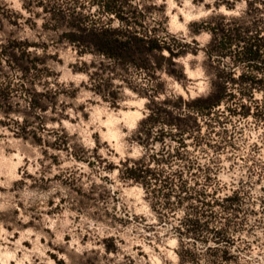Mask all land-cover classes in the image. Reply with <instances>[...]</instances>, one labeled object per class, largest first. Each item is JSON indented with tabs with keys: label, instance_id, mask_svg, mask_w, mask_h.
Here are the masks:
<instances>
[{
	"label": "rangeland",
	"instance_id": "rangeland-1",
	"mask_svg": "<svg viewBox=\"0 0 264 264\" xmlns=\"http://www.w3.org/2000/svg\"><path fill=\"white\" fill-rule=\"evenodd\" d=\"M30 1L0 0V264H264V81L181 120L217 68L264 78L239 40L205 64L246 0ZM73 23L173 52L134 41L114 59Z\"/></svg>",
	"mask_w": 264,
	"mask_h": 264
},
{
	"label": "trees",
	"instance_id": "trees-1",
	"mask_svg": "<svg viewBox=\"0 0 264 264\" xmlns=\"http://www.w3.org/2000/svg\"><path fill=\"white\" fill-rule=\"evenodd\" d=\"M105 4L111 14L123 21L126 20L113 1H108ZM259 10H261V8L257 0H246L244 12L240 17L234 19L236 22L235 25L227 29L220 25L211 27L213 36L207 48V58L205 60L207 67H211L214 62L212 60L214 52H223V49L237 40L244 42L243 51L240 52L239 58L245 60H256L261 58L262 52L264 54V33L260 30L258 34L253 37L248 34L249 29L257 23L256 13ZM72 26L73 31H70L69 35L74 41L82 42L92 48L94 47L98 52L107 54L114 59L128 56L127 54L132 50L131 48L134 41L140 44L147 56H149V53L153 50L161 52L163 48H167L170 52H173L170 46L164 45L156 38L148 39V37L145 38L136 35L131 38L123 39L120 35L121 30L119 28L88 27L83 23L79 25L73 23ZM146 61L148 62L149 60L146 59ZM257 80L263 82L264 78L256 79L255 76L246 75L244 73L235 77L233 73L217 68L211 75L208 93L193 101L195 104L192 110L197 116L186 115L185 118L181 120L190 119L196 126H199L198 115H202L204 112L211 109L218 108L227 98L235 95L231 90V86L234 83L243 82L251 85L258 82ZM156 116H158L156 111L151 109L143 122L149 123L150 127H152L157 120ZM149 172H151L149 166L138 167L136 165H131L126 168V176L134 180H145Z\"/></svg>",
	"mask_w": 264,
	"mask_h": 264
},
{
	"label": "clouds",
	"instance_id": "clouds-1",
	"mask_svg": "<svg viewBox=\"0 0 264 264\" xmlns=\"http://www.w3.org/2000/svg\"><path fill=\"white\" fill-rule=\"evenodd\" d=\"M194 98V97H193Z\"/></svg>",
	"mask_w": 264,
	"mask_h": 264
}]
</instances>
